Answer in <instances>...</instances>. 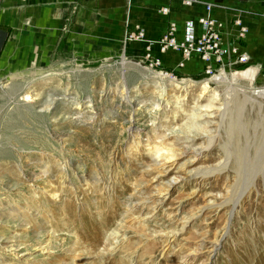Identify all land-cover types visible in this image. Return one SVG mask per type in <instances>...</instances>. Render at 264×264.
I'll return each instance as SVG.
<instances>
[{
    "label": "rangeland",
    "instance_id": "rangeland-1",
    "mask_svg": "<svg viewBox=\"0 0 264 264\" xmlns=\"http://www.w3.org/2000/svg\"><path fill=\"white\" fill-rule=\"evenodd\" d=\"M73 26L0 66V264H264V65L218 84Z\"/></svg>",
    "mask_w": 264,
    "mask_h": 264
},
{
    "label": "crops",
    "instance_id": "crops-1",
    "mask_svg": "<svg viewBox=\"0 0 264 264\" xmlns=\"http://www.w3.org/2000/svg\"><path fill=\"white\" fill-rule=\"evenodd\" d=\"M262 3L260 5L259 0H0V66L8 47L11 45L9 48L14 49V40L19 34L51 36L56 41L72 19L71 36L90 39L95 48H98L94 45H98L99 40L111 48L121 36L138 29L144 35L141 45L145 49L152 44L151 53L153 57L158 54L162 68L180 76H198L205 74L206 68L199 56L193 55L186 60L181 52L173 49L162 52L159 43L172 24L176 25L178 42L184 40L188 22L195 23L199 35L198 21L203 18L222 23L225 44L238 45L253 64L261 62L264 65V1ZM163 9H169L168 15H162ZM237 20H242L243 27L248 30L241 41L237 37ZM101 25L109 29L102 31L103 39L99 38L98 27ZM144 52L138 53L146 55V50Z\"/></svg>",
    "mask_w": 264,
    "mask_h": 264
},
{
    "label": "built area",
    "instance_id": "built-area-1",
    "mask_svg": "<svg viewBox=\"0 0 264 264\" xmlns=\"http://www.w3.org/2000/svg\"><path fill=\"white\" fill-rule=\"evenodd\" d=\"M211 8L208 7V11ZM239 26L238 40L245 39L248 30L243 27L242 23L237 21ZM201 33L196 34V25L188 22L185 27L184 40L178 42L176 39L177 28L175 24L171 25L169 33L164 37L160 44L161 51L166 52L169 49L181 52L184 59L188 60L193 55H197L205 63V74L209 78L217 76V70L224 67L236 68L239 71H248L254 68L251 58L242 53L240 47L236 44L226 45L223 38V25L212 18H203L198 21ZM136 41H144L143 32L136 38ZM159 65V64H158ZM220 74V73H219ZM253 90L256 94L264 95V70L263 81Z\"/></svg>",
    "mask_w": 264,
    "mask_h": 264
},
{
    "label": "bare ground",
    "instance_id": "bare-ground-1",
    "mask_svg": "<svg viewBox=\"0 0 264 264\" xmlns=\"http://www.w3.org/2000/svg\"><path fill=\"white\" fill-rule=\"evenodd\" d=\"M42 19V18H41ZM44 19V18H43ZM51 25V24H50ZM41 27V26H40ZM127 30V29H126ZM25 34V33H24ZM39 34V33H38ZM24 35H22V34H19L18 35V37L17 38H15V40H14V46H16V42H18L19 40L20 41H22V45L23 46H25V44H28L29 46H31L30 47V49H25V51H27L26 52V56H27V58L29 57L30 59H31V64H30V67H34L35 68V65L36 64H41L42 66L44 65V63L46 64V61H44V60H42V62L40 61V59H41V57L39 58V59H37V57H38V54H37V51H39V52H47V51H49V46H47V41H46V39L45 38H40V36H34V35H31V34H28V36L26 37H23ZM73 40H75L74 38H73ZM28 41V42H27ZM40 41H42L41 42V44H39V42ZM77 42L78 41H76V45H77ZM79 43V42H78ZM37 44H39V45H41V46H43L44 45V47H41V48H36V45ZM72 44H75V41H72ZM18 47V46H17ZM9 52H11V53H13V52H15V50L14 49H11V48H9V50H8ZM29 51V52H28ZM43 55V54H42ZM37 56V57H36ZM148 56H151V55H149V53H147L146 55H145V57H144V60H148ZM7 58V57H6ZM6 61V63L8 62V59H6L5 60ZM6 63H4V64H2V68H0V69H2V70H0V74H3V72L5 71H3V69H4V66L6 67L7 65H6ZM20 65H22V64H20ZM16 67H18V66H16ZM27 68V67H26ZM161 76H163L162 74H160ZM225 75H224V73H220V74H218L217 76H215L212 80L214 81V82H216V83H218V84H220L221 82H223V79H225V77H224ZM2 77V76H1ZM197 80V79H196ZM212 83V82H211ZM202 86H203V90L205 91V92H207V93H209V90H211V88H210V83H209V81H207L206 83H204V84H202ZM172 158H174V157H169V159H167L166 158V160H170V159H172ZM160 161V160H159ZM163 161H165V159L163 160ZM158 163V164H157ZM156 164L157 165H159V162L157 161L156 162ZM160 167H162V168H164L165 166H166V163L165 164H160L159 165Z\"/></svg>",
    "mask_w": 264,
    "mask_h": 264
},
{
    "label": "water",
    "instance_id": "water-1",
    "mask_svg": "<svg viewBox=\"0 0 264 264\" xmlns=\"http://www.w3.org/2000/svg\"><path fill=\"white\" fill-rule=\"evenodd\" d=\"M135 63H138L137 61H134Z\"/></svg>",
    "mask_w": 264,
    "mask_h": 264
}]
</instances>
